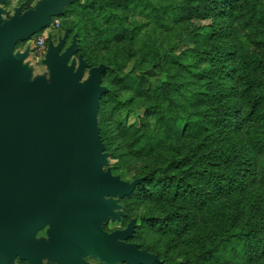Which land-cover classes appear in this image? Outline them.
Masks as SVG:
<instances>
[{
	"label": "rangeland",
	"instance_id": "374dc122",
	"mask_svg": "<svg viewBox=\"0 0 264 264\" xmlns=\"http://www.w3.org/2000/svg\"><path fill=\"white\" fill-rule=\"evenodd\" d=\"M39 1L1 2L5 10L2 18L11 17L21 5L22 11L34 8ZM233 1L238 5L234 14H217L211 0H71L64 5L63 14L53 16L47 27L20 41L14 52L30 48L24 62L32 77L49 78L50 71L44 60L50 41L58 44L68 31L62 49L65 50L76 34L79 51L69 64L75 59L78 65L82 48L90 57L81 82L88 78L92 65L107 64L102 84L108 91L98 114L99 126L102 119L107 140V145L103 142L105 151L109 153V163L103 170L110 169L129 182L149 175L151 168L157 166L173 174L178 172L172 163L174 159L189 158L187 162L193 166L205 151L229 144L225 138L219 142L210 115L201 113L209 107V96L205 93L208 78L219 72L216 67L205 71L216 66L221 56L228 55L229 73L223 80H215H222L227 86L226 99L242 103L234 82L245 64L243 54L247 49L264 57V45L258 43L264 35V0ZM43 32L47 36V48L39 52L34 45ZM216 48L228 54L215 53L214 62L198 59L201 51L215 52ZM205 74L207 77H203ZM238 114L231 127L235 131L233 136L247 144L255 163L252 181L242 193L240 190L230 194L212 191L205 197L203 205L206 206L202 209L195 208L196 200L159 198L155 184L147 182L130 196L105 197L113 198L117 204L115 210L123 213L119 218L109 215L108 220L101 222L102 228L124 229L135 219V233L126 241L132 240L156 254L159 260L153 264L181 261L184 264H264V255L247 258L243 243L235 238L218 244L222 236L243 226L252 203H261L264 207V145L258 141L256 132L248 130L247 120ZM221 130L218 132L225 136ZM203 185L206 191L212 190L209 180ZM182 205L190 214L186 230L178 226V215L184 213ZM239 213L240 218L235 222L232 216ZM35 238L45 244L46 264H60L50 253V238L40 232ZM201 243L213 249L201 252ZM215 243L218 246L214 247ZM83 257L93 264H129L110 263L91 254ZM22 260L18 257L14 264H23Z\"/></svg>",
	"mask_w": 264,
	"mask_h": 264
},
{
	"label": "water",
	"instance_id": "95a60500",
	"mask_svg": "<svg viewBox=\"0 0 264 264\" xmlns=\"http://www.w3.org/2000/svg\"><path fill=\"white\" fill-rule=\"evenodd\" d=\"M6 0H0L5 2ZM71 0H41L7 18L0 6V264L16 258L43 264L45 244L35 237L50 224V253L62 264H90L84 255L114 263L153 264L156 254L138 250L135 219L120 231L108 233L103 220L119 218L113 198L131 194L143 177L129 182L114 176L101 138L100 99L106 64L90 68L78 37L63 49L68 31L58 44L50 41L44 63L50 77H32L25 64L29 49L15 46L64 13ZM120 207V205H118ZM122 207V206H121ZM121 238V240H119Z\"/></svg>",
	"mask_w": 264,
	"mask_h": 264
},
{
	"label": "trees",
	"instance_id": "16d2710c",
	"mask_svg": "<svg viewBox=\"0 0 264 264\" xmlns=\"http://www.w3.org/2000/svg\"><path fill=\"white\" fill-rule=\"evenodd\" d=\"M211 1L212 9L217 14H234L238 8V5L233 0L227 2L225 0ZM260 37L258 43L264 45V35ZM80 51L83 53L84 58L90 61L86 49L82 48ZM222 52L223 50L219 48H216L215 52L203 50L198 54V59L206 58L214 62L215 53L217 55L228 54V51ZM243 55L245 64H243L241 72H237V82H234L237 84L238 95L242 103L226 99L229 93H227L228 89L222 81V77L229 73V68L226 64L229 60L228 55L221 56L220 61L217 65L215 64L216 66H212L205 71H211L213 67H216L219 72L208 78L210 80L207 82L208 90L205 93L209 96V107L206 111H201V113L206 116L210 115L211 121L216 127L219 142L225 138L229 144H220L217 147L208 148L209 151H205L198 157L193 166H189L187 162L189 158L174 159L172 163L178 169V172L173 174H169L162 167H152L149 175L137 177H143L144 179L129 196L149 182V184H155L157 188L156 195L159 198L170 196L172 199L179 200L182 198L188 202L196 200L194 204L195 208L201 207L204 209L206 206L203 205L205 197L213 192L216 194H230L236 190H240L239 193H242L250 185L255 163L252 160V155L248 150L247 144L239 142L233 136L235 131L231 127L235 125L238 113L240 112L242 115L240 117L243 120H247L246 127H248V130L256 132L258 141H261L262 145H264V72H260L264 71V57H260L258 54L250 52L247 49ZM199 73L202 74V72ZM203 77H207L206 74ZM215 78L222 80H215ZM104 96L105 94L101 98V104ZM100 127L102 140L107 145L102 127V119ZM241 127L242 124L240 125ZM219 129H222L221 132L225 131V136H223V133L218 132ZM202 145L200 147L204 148ZM193 167L194 172L192 170ZM205 180L210 181L212 190L206 191L203 185ZM249 211V214L245 217L246 221L243 222V226L236 232H229L227 235L222 236L218 240V244L222 241H231L232 238H235L239 243H243L246 257L251 259L264 255V207L261 203H252ZM189 216L190 214L184 208V213L178 215V226H183L184 230L186 228L189 229ZM239 218L240 213L232 216L235 222ZM215 246H218L217 243L214 244ZM200 248L201 252H208L213 249L206 243H201ZM176 264H184V262L181 261Z\"/></svg>",
	"mask_w": 264,
	"mask_h": 264
},
{
	"label": "flooded vegetation",
	"instance_id": "af4514ba",
	"mask_svg": "<svg viewBox=\"0 0 264 264\" xmlns=\"http://www.w3.org/2000/svg\"><path fill=\"white\" fill-rule=\"evenodd\" d=\"M113 174V173H112ZM114 175V174H113ZM114 176H116V175H114ZM114 210H115V207H114ZM115 211H117V210H115ZM127 227V226H126ZM125 228V227H124ZM49 229H50V224H46L45 226H43L38 232H40V234L42 235V236H44L45 238H47V237H49L50 238V232H49ZM123 228H121V227H119V228H115V229H110V230H107V229H104V231H106V232H108V233H112V232H115V231H120V230H122ZM135 233V231L133 232V234ZM119 240H121V238H119ZM126 242H128V243H134V241H132V240H128V241H126ZM138 250H145V251H147V249H144L143 247H141V246H138ZM43 251V256H42V262H43V264H46V262H45V256H46V251H45V249H43L42 250ZM148 252V251H147ZM54 256V255H53ZM56 259H57V257L56 256H54ZM58 260V259H57ZM59 261V260H58ZM86 261V260H85ZM23 264H28V262L26 261V260H22L21 261ZM86 262H88V261H86ZM59 263L60 264H62L60 261H59ZM89 263V262H88ZM90 264H93V263H90ZM140 264H142V263H140Z\"/></svg>",
	"mask_w": 264,
	"mask_h": 264
},
{
	"label": "built area",
	"instance_id": "2783aa9c",
	"mask_svg": "<svg viewBox=\"0 0 264 264\" xmlns=\"http://www.w3.org/2000/svg\"><path fill=\"white\" fill-rule=\"evenodd\" d=\"M57 22H58V20H57ZM34 46L39 52H42V51L44 52V50H46V48H47V36L44 34V32L37 36Z\"/></svg>",
	"mask_w": 264,
	"mask_h": 264
}]
</instances>
